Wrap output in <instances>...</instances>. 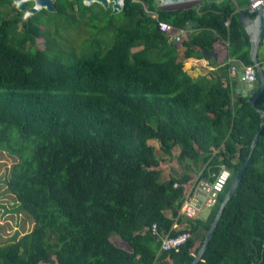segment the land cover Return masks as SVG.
<instances>
[{
    "label": "trees",
    "instance_id": "1",
    "mask_svg": "<svg viewBox=\"0 0 264 264\" xmlns=\"http://www.w3.org/2000/svg\"><path fill=\"white\" fill-rule=\"evenodd\" d=\"M157 2L124 0L118 13L77 5L96 31L78 50L43 37L52 21L42 27L39 13L21 21L0 9V152L14 160L3 182L32 221L0 243V264H190L249 154L196 264H264V125L251 150L264 88L253 106L250 95L236 94L226 62L252 64L238 19L249 0L176 8ZM55 9L70 25L80 23L67 6ZM159 21L186 36L174 44ZM261 32L259 49L264 14ZM224 41L217 68L195 78L183 69L185 57H203ZM150 139L184 169L165 175ZM221 165L230 176L205 218L181 215L190 171L213 180ZM185 231L178 252L160 251V234Z\"/></svg>",
    "mask_w": 264,
    "mask_h": 264
},
{
    "label": "rangeland",
    "instance_id": "2",
    "mask_svg": "<svg viewBox=\"0 0 264 264\" xmlns=\"http://www.w3.org/2000/svg\"><path fill=\"white\" fill-rule=\"evenodd\" d=\"M201 1L202 0H191L186 2H178V3L166 5L164 7L165 8L189 7V6L197 5ZM0 9L1 12L3 13L4 10L3 7H1ZM54 11H50L49 14L46 10H43L39 12L37 17L42 20L40 22L42 27H46L47 20L52 21L49 27H46L51 31L47 32V34H44L42 36L43 37H45V35L51 36L52 34L53 38L55 37L57 43L61 46L62 49H64V47L66 48L72 46L74 48L76 47L75 49L78 50L79 47L83 46V43L84 44L87 43L85 39L91 38L92 33L96 32L86 24L88 22L87 16H89V14L81 18L76 12H70V14L68 13L69 15H75L80 19V23L76 22V23H72L73 25H70L71 19H65L63 16L59 17L56 14L54 15L53 14L55 13ZM66 40H68V42H66ZM35 45L39 49L45 47V43L40 39H37L35 41ZM256 86L257 84H255V87ZM149 142L152 145H154L156 148V153H157L156 155L160 159V167H162L165 175L166 174L176 175L177 173H179L180 170L182 171L184 169L183 165L180 164V162H178L176 158L162 154L158 146L159 144L156 140L150 139ZM13 161H14L13 158H11L8 155V153L0 152V243L5 241L14 233H17V237H19L20 235L23 234L24 231L29 230L30 227L32 226V221L29 218V216L21 210L20 211L16 210L17 203L14 200L13 195L7 192L5 189V182H3V177L6 178L7 168ZM191 172L193 173V177H195L194 172L190 171V173ZM207 214H208V210H204L201 213L200 217L205 218ZM174 226L177 225L174 224ZM178 226H183V225H178Z\"/></svg>",
    "mask_w": 264,
    "mask_h": 264
},
{
    "label": "water",
    "instance_id": "3",
    "mask_svg": "<svg viewBox=\"0 0 264 264\" xmlns=\"http://www.w3.org/2000/svg\"><path fill=\"white\" fill-rule=\"evenodd\" d=\"M158 3L161 6H166V5H170V4H174V3H178V2H186V1H191V0H157ZM92 2H97L100 5H102L105 9L111 8L112 13H118L123 9V5H124V0H87V6H89ZM19 9L22 8L21 4H18L17 6ZM41 8H45L49 11H54L55 6H53L51 3H43V4H35L31 7H29L27 10H25L24 12V16H28L31 15L32 13L37 12L39 9ZM264 14V6L262 5H258L256 8V12L254 16H251L249 12H246L244 9H239L238 10V19L241 22L242 26L244 27L245 31L247 32L248 36H249V40H250V48H249V58L252 61V64L254 65L255 69H256V76L259 79L260 82V89L257 93H255L254 95H252L251 99H250V103L255 106V102H256V98L257 96L262 92L263 88H264V70L260 64L259 58H258V50L260 47V41L262 39V32H261V25H262V15ZM189 22H191V20H189ZM181 36V34H176L175 36H173V42L175 43L176 40ZM203 54L206 57H210V56H216L215 51H203ZM243 68H240L239 71V77L243 78ZM257 110L260 112V115L263 116V119L261 120L260 124H259V130L255 133L252 143H251V150L253 149V147L256 144L257 138H258V133L260 131V129L262 128V126L264 125V111L261 109ZM251 153V152H250ZM250 154L246 157L245 161L242 163V165L240 166V168L236 171V173L234 174L232 181L230 183V186L222 200V202L220 203V206L205 234V237L203 239V242L201 244V246L199 247L197 253L194 256V259L192 260V262L190 264H196L203 256L204 250L211 238L212 232L215 228V226L217 225V222L221 216V213L223 211L224 206L226 205L229 197L231 196V194L235 191L236 187L238 186L242 174L245 170L246 164L249 160Z\"/></svg>",
    "mask_w": 264,
    "mask_h": 264
},
{
    "label": "built area",
    "instance_id": "4",
    "mask_svg": "<svg viewBox=\"0 0 264 264\" xmlns=\"http://www.w3.org/2000/svg\"><path fill=\"white\" fill-rule=\"evenodd\" d=\"M264 6V0H249V4L246 7L247 12L254 13L258 5ZM229 20H224L225 25H228ZM159 29L165 32L172 30L171 24L166 21L158 22ZM243 78L247 82H252L256 79V69L253 64H243ZM237 67L232 64L230 66L231 73L234 74ZM195 177L190 183H187L185 194L183 196L182 204L179 209V213L186 217H199L204 210H210L212 206L217 202L218 194L223 190L225 184L230 176V171L221 165L218 172L213 173V180L198 178L199 173L194 174ZM177 183H174L176 186ZM153 232L156 231V224L152 225ZM190 233L188 231L178 233L176 235L170 232H165L159 235L160 239V251H174L178 252L181 245L184 244L189 238ZM151 264H164L160 259H155Z\"/></svg>",
    "mask_w": 264,
    "mask_h": 264
},
{
    "label": "crops",
    "instance_id": "5",
    "mask_svg": "<svg viewBox=\"0 0 264 264\" xmlns=\"http://www.w3.org/2000/svg\"><path fill=\"white\" fill-rule=\"evenodd\" d=\"M157 4L159 5L158 2H157ZM199 4L200 3H198L197 5H199ZM159 6H161V5H159ZM162 7H164V6H162ZM226 19H228L230 21L229 17H226ZM223 24L225 27H227L229 25V22H228V25H225V23H223ZM168 34L170 35V39H172V41H173V36H175L176 34H181V36L175 42V43H178L181 39H183L186 36L187 30H185V29H179V30L172 29L171 31L168 32ZM227 44H228V41H224L223 43L221 42L218 44L215 43L214 50H210V51H215L216 56L206 57L203 54V51H204L203 50L202 51L203 57H195V56L185 57L183 59V69L193 78L200 76V75L207 74L211 70L218 67L217 59L220 57L222 58L226 55V52H227L226 45ZM178 51L181 55L182 51H183V47H179ZM206 51H209V50H206ZM258 51L260 52V55H262V60H263L262 68L264 70V48L262 47ZM226 62L229 63V70L228 71H229L230 77L236 76V78H237V82L234 85L236 94L240 93L242 95H250L252 97V95H254L255 93H257L259 91L258 90L257 92H255L257 87H258V85L255 87V84H258L256 79L252 82H247L244 80V78L239 77V71L243 65V63L239 59H236L235 57L228 56ZM232 64L236 65V67H237L234 74H232L231 70H230V66ZM259 89H260V84H259Z\"/></svg>",
    "mask_w": 264,
    "mask_h": 264
},
{
    "label": "flooded vegetation",
    "instance_id": "6",
    "mask_svg": "<svg viewBox=\"0 0 264 264\" xmlns=\"http://www.w3.org/2000/svg\"><path fill=\"white\" fill-rule=\"evenodd\" d=\"M47 4V3H51L53 6L56 5H61V6H67V12H75L77 5H86L87 4V0H0V4L2 5H6L7 8L3 7V11L8 14L9 16L13 15H20V20H24L27 19L31 16H33V14L35 13H39L43 10H46L47 12L50 13L49 10L45 9V8H41L39 9L37 12L32 13L31 15L28 16H24V12L25 10H27L29 7L35 5V4ZM97 3V2H92L90 5ZM18 4L22 5V8L19 9L17 6ZM56 12V10L54 11Z\"/></svg>",
    "mask_w": 264,
    "mask_h": 264
}]
</instances>
